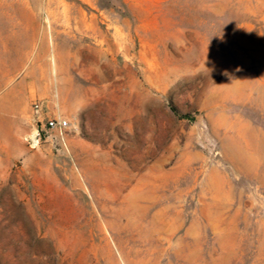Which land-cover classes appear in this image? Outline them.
<instances>
[{
    "label": "rangeland",
    "instance_id": "374dc122",
    "mask_svg": "<svg viewBox=\"0 0 264 264\" xmlns=\"http://www.w3.org/2000/svg\"><path fill=\"white\" fill-rule=\"evenodd\" d=\"M0 264H264V0H0Z\"/></svg>",
    "mask_w": 264,
    "mask_h": 264
},
{
    "label": "built area",
    "instance_id": "2783aa9c",
    "mask_svg": "<svg viewBox=\"0 0 264 264\" xmlns=\"http://www.w3.org/2000/svg\"><path fill=\"white\" fill-rule=\"evenodd\" d=\"M35 111L39 114L37 127L27 136L31 147L40 146L43 138L52 136L55 132L63 135L70 127L71 122L63 116H50L44 113L43 103L40 99L33 102Z\"/></svg>",
    "mask_w": 264,
    "mask_h": 264
}]
</instances>
